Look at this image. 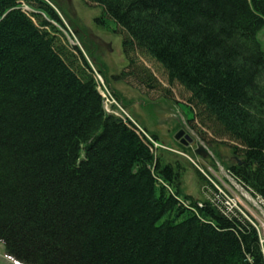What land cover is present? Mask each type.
<instances>
[{"label":"trees","instance_id":"trees-1","mask_svg":"<svg viewBox=\"0 0 264 264\" xmlns=\"http://www.w3.org/2000/svg\"><path fill=\"white\" fill-rule=\"evenodd\" d=\"M33 1L0 0L6 256L20 264H264L244 214L226 216L183 193L181 163L149 146L158 136L105 112L89 62L63 38L59 4ZM85 1L122 33L128 65L116 78L152 89L154 76L138 59L157 63L188 93L189 127L201 139L233 142L236 161L221 164L264 199V50L256 38L264 0ZM23 3L43 14L24 12ZM97 69L106 77L104 64ZM183 127L177 122L175 131ZM196 171L198 185L216 191L213 177Z\"/></svg>","mask_w":264,"mask_h":264},{"label":"rangeland","instance_id":"rangeland-1","mask_svg":"<svg viewBox=\"0 0 264 264\" xmlns=\"http://www.w3.org/2000/svg\"><path fill=\"white\" fill-rule=\"evenodd\" d=\"M54 1L60 6V10L55 7L53 8L63 21L64 26L60 28L63 38L68 45L71 47L77 46L85 56L84 49L90 51L91 55L87 56L88 59L95 60L94 63H102L106 66L105 74L109 86L111 90L119 93L120 102L124 104V116L120 115L118 118L120 120L129 118L137 126L139 130L137 132L139 133L145 129L149 134L157 135L159 138L157 142L167 147L165 148L169 150L166 151L167 153L171 152L169 154L166 153V155L170 159H175L181 163L184 170L181 184L183 193L197 200L204 198L214 200V198H218L215 194L216 191L210 185L206 184L204 187L198 185L199 175L196 169L203 175H211L218 182L215 183L213 178H210L214 184V188L217 186L226 192L225 201H229V205L225 201L224 204L233 208L241 205L249 216L262 222L261 224L258 222V227L261 235H263L264 213L262 214L257 206L250 202L243 194L247 191L240 184L234 180L242 188V191L230 181L228 177L230 175L221 164V161H236L233 157L237 158V156L231 154L229 151V147L234 143L226 138H212L210 133H206L205 138L200 139L196 135L195 130L191 129L197 139L201 140L207 147L209 152L213 154L212 149L217 150L218 157L213 154L212 158L207 157L208 161L194 154L181 152L175 143V134L177 132L175 131V124L181 121V124H184V129L190 128L186 120H192L193 113L186 105L189 103L188 93L178 85L169 84L161 67L154 61H149L142 57H139L138 64L146 68L154 76V88H147L132 77H128L126 80H123L122 77L116 78L120 76L128 65V59L122 47L123 36L118 25L110 18L104 17L99 6L85 0ZM26 6L28 5L22 4L23 8ZM28 7L32 9L30 6ZM23 11L28 14L30 13V11L25 9ZM256 38L261 49L264 50V25L257 31ZM117 111L122 114L121 111ZM124 122L128 123V121ZM197 139L194 141L195 143ZM195 143H193L192 148L196 147ZM155 152L160 154L161 150L158 149ZM210 159L216 165V169L210 166ZM205 172H208V174ZM227 193H229L232 200ZM256 202L262 205L257 199ZM0 264H16L5 255L2 243H0Z\"/></svg>","mask_w":264,"mask_h":264},{"label":"bare ground","instance_id":"bare-ground-1","mask_svg":"<svg viewBox=\"0 0 264 264\" xmlns=\"http://www.w3.org/2000/svg\"><path fill=\"white\" fill-rule=\"evenodd\" d=\"M27 7V6H26ZM29 8V7H28ZM53 23H55V22H53ZM56 24V23H55ZM82 51V50H81ZM86 54V53H85ZM85 58H86V60L89 62V64H90V66H91V68H92V70H93V75H94V77H95V79H97L98 81H96V82H98V84H97V90H98V92H99V94L102 96V98L103 99H113V100H115V101H118V104H119V108H121V109H124L123 108V104H121V102H120V98H119V100H117L114 96H113V94H112V91L110 90V86H109V83H107V82H105V81H103L106 77H103L102 75H101V73L98 71V69H97V67H98V64L95 62L94 63V61L93 60H90V59H88L87 58V55L85 56ZM107 85V86H106ZM115 106L113 105V104H108L107 103V108L108 109H113ZM239 188V187H238ZM242 191V190H241ZM248 198H250V196L249 195H247V194H245Z\"/></svg>","mask_w":264,"mask_h":264},{"label":"water","instance_id":"water-1","mask_svg":"<svg viewBox=\"0 0 264 264\" xmlns=\"http://www.w3.org/2000/svg\"><path fill=\"white\" fill-rule=\"evenodd\" d=\"M27 11H30L32 13H41L40 11H35L32 9H29L28 7L24 8ZM176 139H179L180 143H182L184 146H187L189 144H191L193 142V138L192 136H190L189 134L185 133L183 130H180L176 133L175 135ZM193 153L199 156H203L205 157L206 155L210 154L209 151H207V149L205 148V146L203 145V142L199 139H197L196 142V147L193 150Z\"/></svg>","mask_w":264,"mask_h":264},{"label":"built area","instance_id":"built-area-1","mask_svg":"<svg viewBox=\"0 0 264 264\" xmlns=\"http://www.w3.org/2000/svg\"><path fill=\"white\" fill-rule=\"evenodd\" d=\"M96 81H98L97 79H96ZM97 84H98V82H97ZM104 103H105V109L107 110V112H109V113H112V114H115V115H118V113L116 112V111H114L113 109H108L107 108V103L108 104H113L115 107H119V104H118V102L117 101H115V100H113V99H104ZM226 200V199H225ZM225 200H220L219 201V205L221 206V208L224 210H226V211H229L231 208H232V206L231 207H228V206H226L225 204H224V201ZM225 203L226 204H228L229 205V201H225ZM216 205H217V202L215 203ZM260 243L261 244H264V233H263V236H260Z\"/></svg>","mask_w":264,"mask_h":264},{"label":"flooded vegetation","instance_id":"flooded-vegetation-1","mask_svg":"<svg viewBox=\"0 0 264 264\" xmlns=\"http://www.w3.org/2000/svg\"><path fill=\"white\" fill-rule=\"evenodd\" d=\"M200 158H202V157H200ZM203 159H207V157L206 158H203Z\"/></svg>","mask_w":264,"mask_h":264}]
</instances>
